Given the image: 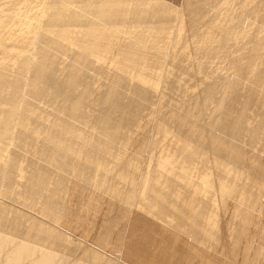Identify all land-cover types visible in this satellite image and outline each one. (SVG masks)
Segmentation results:
<instances>
[{
  "label": "bare ground",
  "instance_id": "6f19581e",
  "mask_svg": "<svg viewBox=\"0 0 264 264\" xmlns=\"http://www.w3.org/2000/svg\"><path fill=\"white\" fill-rule=\"evenodd\" d=\"M218 1L184 0L179 9L168 0H40L32 16L31 0H0V264H125L123 254L106 258L98 247H84V241L66 230L67 202L80 185L110 194L128 215L134 210L148 214L146 219L156 221L165 234L172 232L176 242L177 237H187L180 243L189 247L204 241L203 247L218 248L220 222L215 211L206 213L210 202L217 201L211 193L218 184L226 189L224 174L244 173L241 167L247 160L256 161L255 171L264 174V164L261 169L257 161L261 152L264 155V111L250 110L264 101L259 84L264 69L256 64L264 63V35L257 33L264 30L257 25L264 20V0H239L236 12H230L232 0L217 7ZM23 2L30 6L18 8ZM205 11L223 16L224 25L203 26ZM243 15L249 23L240 28ZM17 26H22L20 33ZM200 27L209 31L197 47L206 63L227 61L235 50H243L248 61L243 65L241 55L232 59L234 80L197 63L192 72L200 75L199 86L191 92L167 64L182 63L178 48L187 32L196 33ZM245 72L253 76L248 87L241 82ZM96 82L101 85L95 87ZM172 93L181 98L180 104H173ZM147 125H154L159 137L172 136L168 144L174 148L163 145L167 150H161L156 170L131 177L138 163L119 166L116 178L131 179V186L122 187L116 179L111 188L114 164L125 157L132 135ZM173 157L188 166L178 175L213 172L194 188L202 195L198 203L191 191H180L184 185L192 190L193 184L172 173ZM212 174L219 183L209 177ZM257 179L255 186L262 184ZM237 183L229 181L227 197L237 192L232 188H238ZM246 184L241 193V206H246L243 227L257 206L259 215L264 208L263 194L248 203L253 198ZM60 194L64 202L67 197L66 203ZM254 245H247L242 264H264L260 250L255 249L258 253L251 259Z\"/></svg>",
  "mask_w": 264,
  "mask_h": 264
},
{
  "label": "rangeland",
  "instance_id": "374dc122",
  "mask_svg": "<svg viewBox=\"0 0 264 264\" xmlns=\"http://www.w3.org/2000/svg\"><path fill=\"white\" fill-rule=\"evenodd\" d=\"M37 1H39V2H36V0H31L30 4L32 3L31 4L32 7L30 8V10H28V8H27L30 6V4H28L29 6H27V4L24 2L22 4L20 3L18 8H21V6H22V8H25L24 6L26 5L27 6L26 10L30 11L29 15L33 16L34 15L33 13H36L37 9L38 10L40 9V7H39L40 0H37ZM168 1L170 3H172L174 6L178 7L179 9L183 8L182 5H184V0H168ZM225 1L226 0L218 1L217 7L221 6V4L223 6V3H225ZM238 1L239 0L230 1V4H231V7H229V9L231 8L230 12L233 11V8L236 12V10L238 8ZM252 1H258V0H252ZM23 4H25V5H23ZM33 9H35V10H33ZM224 9H226V8H224ZM23 10L26 11L25 9H23ZM210 17H211V19H210ZM217 20H218V22H217ZM202 21H203V26H207L208 22L209 23L211 22L212 24L218 23L219 25H224V23H225L223 16H221V17L216 16V15H214V12L212 13V12H207V11L204 12V14L202 16ZM205 23H206V25H205ZM247 23H249L248 16L247 15L241 16V19L239 20L240 28L241 27L245 28L247 26ZM257 25L263 27L264 26V20L259 21V23L257 22ZM199 26H202V25L200 24ZM19 27L21 30L22 26H19ZM19 27L17 26L15 28L16 30L18 29V33H20ZM204 28L200 27L198 29V32H196V33L187 32L183 47L178 48V53L180 54V56L181 55L183 56V57L181 56L182 63L177 64V66L175 64H173V62L172 63L168 62V64H167V66L169 65L168 68L171 66L170 68L172 70L174 69V72L180 73L179 74L180 78L183 80L184 79L186 80V81L184 80V83H185L186 87L189 88L188 90H190L191 92L192 91L197 92V90H198L197 88L199 86V84H198L199 83V81H198L199 80V78H198L199 74L197 75L196 72H192L193 69H194V71L196 70V64L197 63L204 64L207 68H210L209 70H211L212 72L218 71L216 73H219L221 71L222 74H224V75L229 74L228 76H226V77H229L231 75V69H230L231 68V61L234 57H237V56L239 57L241 55V58H242L241 63L243 65L246 64V62L248 61V59L246 57L242 56L243 50H241V52H238L237 50H235V51H233L234 55H232L230 59L228 58L227 61L226 60L219 61L217 59L216 60H209L210 65L208 66L207 64H209V63H206L207 62L206 57H204L203 55L197 54V52H198L197 47H198V42L200 41L199 40L200 37L202 35L206 34L207 32H209L207 27H204ZM213 33L215 35H217V34L219 35V31H217V30H214ZM257 33L261 36L264 35L263 28H261V29L259 28ZM192 37H194V38H192ZM193 40H194V42H193ZM184 56H185V58H184ZM198 56H201L200 59L202 58L201 59L202 61H200ZM203 60H206V61L204 62ZM211 61H212V63H211ZM256 64L258 65V68L260 67L259 70L264 69V63H260V61H259V62H256ZM180 65H182V66H180ZM190 65H191V70L189 69V71L188 70L186 71L185 68H187L188 66H189L188 68H190ZM259 70L257 72H260ZM184 75H185V77H184ZM191 75H193V76H191ZM252 78H253L252 75L245 72L241 76V82H242V84L243 83L246 84V85H244L245 87H248V84H249L248 82H250V80H252ZM188 79H189V81H188ZM229 79L234 80L235 77H233V75H231L229 77ZM259 81H260L259 84H262L260 87V90H261L260 95H262V97H263L264 96V93H263L264 92V75L259 79ZM101 83H102V81H101ZM100 85L101 84L96 82L94 86L99 87ZM165 91L168 92L167 90H165ZM165 91H163V87H162V92H165ZM173 92H177V90H175V91L173 90ZM169 93H171V92L169 91ZM172 94H170V95H171V98H173V100H174L173 104H177V105L180 104L178 101H180L181 98L178 95H174V94L172 95ZM167 96H169V95H167ZM263 99H264V97H263ZM180 102H182V100ZM260 106H262V107H260ZM250 110L263 112L264 111V101H260V103H258L257 108L252 106ZM149 113L150 112L148 111L147 114H149ZM147 119L149 120L150 118H147ZM157 134H158V132H157V130H155L154 125H151V126L147 125V127L144 129V131H142V132L140 131V133L132 135L131 143H129V145L126 146L128 149H126V152L124 153L125 157L122 156V158H121L122 160L120 159V161H122V162L116 161V162H118V163H116L117 165L114 164L117 169L115 168L114 173L111 174V179L109 181L111 188H114V186H115L114 184L116 183L115 180L118 178V177L116 178V176L118 175L117 173L119 170V166L126 164V162L129 163L132 160L130 162L131 164L132 163L133 164H136V163L139 164V165L137 164L138 166L135 165L137 167V171L135 170L136 171L135 172L132 170L133 172H132L131 177H134L133 173L135 174V173H138L139 171H144L146 169L147 170L148 169L156 170L157 164H158V159L163 156L162 155V153H164L163 151L164 150L166 151L169 146H170L169 147L170 149L174 148V146L172 144H168L169 142L171 143L170 139H172L171 138L172 136L167 135L168 136V138H167V136L160 134L161 139L159 141L158 139L160 137L158 136L159 134L158 135ZM149 137H150V139H149ZM151 138L153 140L157 141V142L155 141V143L158 146L161 145L162 147L160 146L158 148V146L156 144H152ZM165 138L167 140L162 142V140L163 139L165 140ZM149 144H150V147H149ZM163 145L164 146L166 145L164 148L167 147V149H163ZM153 146L154 147L157 146L158 149L154 148ZM260 147H257V150H258L257 156L258 157L260 156V153H259ZM148 148H149V150H148ZM162 149H163V151L161 152ZM246 150H247V148H246ZM257 150L256 149L252 150L250 152V157H254ZM254 152H255V154H254ZM135 157H137V159H135ZM174 157H176V156H174ZM174 157L172 159V166L175 167V170L172 171V173L174 175H177L176 177H178L179 180L185 179L186 182H190L193 184L192 185L193 189L191 188L193 190V192H192V190L187 189L188 187L186 188L185 187L186 185L183 186L182 183L181 184L183 187L180 189V191L185 190L184 192H186V193L191 191V193H192V194H190L191 197L194 198V200H196L195 203H198L200 201V199H201L200 197L202 195L200 194L199 189H194V188L200 184L201 178L203 179L207 175H209V173H213V172L208 173L207 171L206 172L202 171V173L199 172V173H190V175H184V174L178 175L179 173H181L180 168H187L188 166L183 164L182 159L180 157H177V158H174ZM138 158H140V159H138ZM259 158H261V159H259ZM259 158H257V161L260 165V168L262 169V165L264 164V155H262V152H261V156ZM194 161H195L194 163L196 165L198 163V160H194ZM134 162H136V163H134ZM246 162H249V163H247V165L245 164L247 169H246L245 165H244V168L241 167V169H243V170L245 169L244 170L245 174L244 173L241 174V170H239V172H237V173L235 171H232V172H230L231 175H230V173L224 174V177L221 179V181L222 182L224 181L223 183L226 184V186H225L226 189L224 190V186H223V190H221L219 187L220 184H218L215 193H213V192L211 193V195L213 194L212 195L213 198H217V201H216V203L210 202V204L208 205V207H209L208 212H206V213L211 215L215 211L216 217L218 219L217 222H220L219 226L216 225V226H218V228L217 227L216 228L219 229L217 231L219 232L218 239L220 241L217 249L212 250L210 248L203 247L202 243L204 241L197 243L195 246H189L190 247L189 248L188 245L180 243L181 238H183L182 240H186L187 237L186 238L185 237H179V238L177 237V239H179V240L176 242V239H174L172 232L169 231L167 234H165L163 231V228H161L160 225L158 223H156V221H153V220L151 221L152 218H150V217H149V220L146 219V217L148 218V214L146 215V214L138 213V212H135V210H134L135 213L131 212L130 215H128L125 207L119 201L113 200L110 197L111 196L110 194L106 193V194H108V196H107V195H105V192L103 194V190H101L100 191L101 193H100L99 189H97L98 191H96V189L94 190V189H91V188L83 186V185H80V187H78L76 189V191L72 195V197H74V198L71 197V199L68 200L69 202H67L68 218H67V221L65 222L64 225L66 227V230H68V232L70 233L71 237L74 236L73 237L74 239H79L81 241H84L83 242V243H85V244H83L84 247L85 246L98 247L100 252L105 254L104 256L106 258H110V259L119 258V254L117 253V252H119V253L123 254V260H121V261H123L125 264H132V263L138 264L140 261L141 262L139 264H144L145 262H147L146 264H154V263L155 264H159V263H161V264H164V263L165 264H242L245 261L244 259H245V254L247 253L246 252L247 251V245L250 242L255 241V245L253 246V249L249 253L251 259H253V256L255 257L258 253V251L256 252L255 249L260 250L262 253L264 252V231H263V229H264V208L262 210V214L259 215L258 210L260 208H259V206H257L255 208L256 210L254 211L252 217L250 218L251 221L249 220L248 224H246L245 227H243V225H242L241 212L243 210H245L244 207H246L245 205L241 206V201H243V197H242L243 195L241 193H242V189L245 187L244 185L246 183L249 184V187H250L249 188V195L251 196V198H253V199H250V201H248V203L254 202L257 196H261L262 194L264 195V177H263L264 174H262V176H261L260 175L261 173L259 174L255 171L256 161L250 162L247 160ZM136 167H132V169H134ZM248 167L250 169L249 171H248ZM144 172H146V171H144ZM227 175L230 178H228ZM209 177L217 178L216 174L215 175L212 174ZM256 178H258L257 181L259 180L258 181L259 184L260 183H262V184L255 186L254 180ZM128 180L131 181V179H128ZM128 180L125 181V179H123L124 182H122V180H120V177H119V180H118L119 183H117V184L121 183L120 185L122 187H125L127 185L125 188L128 189L129 186H131V184H129ZM232 180L235 181L236 183L238 182L237 183L238 188H236L235 185L234 186L232 185V188L234 187L237 190V192L233 196L227 197V196H230L229 181H232ZM261 180H263V181L261 182ZM216 181H217V183H219L220 179L217 178ZM223 183H221V184H223ZM117 184H116V186L118 187ZM123 184H126V185H123ZM250 184H251V186H250ZM223 194H226V195L224 196ZM221 195L224 197H221ZM62 197H64V195L60 194V198L64 202V198H62ZM225 197H227L228 199L227 198L225 199ZM65 199L66 200L64 203H66L67 197ZM231 200H234L236 203H234V201L232 202ZM97 204H99L100 206H98ZM201 205L197 208H200ZM95 208H96V210H95ZM216 212H218L219 214H217ZM144 222H147V223L145 224ZM174 223H176V222H173V224ZM207 227H208L207 229L210 228L209 230H212V228L210 226H207ZM109 228H110V230H109ZM241 228L242 229L245 228V229H243V232H241ZM213 229L216 230L215 227ZM111 230H112V232H111ZM107 231H108L109 235L106 234ZM235 231H236V234H235ZM237 232H239V233H237ZM245 232H246V234H245ZM233 235H236V236L234 237ZM203 238H205V237H203ZM206 238H208V237H206ZM192 244H193V241H192ZM126 247H128V248H126ZM162 249H163L164 253L161 252ZM207 249H210L211 252ZM146 254H148V255H146ZM163 254H165V255L162 258ZM168 254L172 255V256H169V258H167ZM142 258L145 259V262H144V259H142ZM177 258L179 261H177ZM164 259H165V261H164ZM148 260L151 261L152 263L151 262L148 263ZM100 262H101V260H100ZM71 264H74V260H73V263H71Z\"/></svg>",
  "mask_w": 264,
  "mask_h": 264
}]
</instances>
